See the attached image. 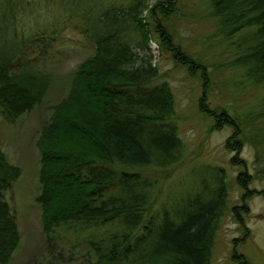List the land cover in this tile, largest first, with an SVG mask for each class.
<instances>
[{"label": "trees", "instance_id": "obj_1", "mask_svg": "<svg viewBox=\"0 0 264 264\" xmlns=\"http://www.w3.org/2000/svg\"><path fill=\"white\" fill-rule=\"evenodd\" d=\"M149 1L112 3L98 8L95 16H80L85 22L83 34L94 51L78 65L68 95L54 106L38 140L42 190L37 201L42 224L49 236L65 225L104 227L89 239L94 264H209L228 186L213 180L215 186L206 184L205 192L157 208L156 171L170 170L185 153L174 118L176 99L154 64L150 45L157 42L202 79L199 109L213 120L211 130L232 128L225 147L234 152L231 163L242 167L237 181L244 192L241 204L233 207L241 224L248 212L245 200L256 190L250 187L248 164L240 153L245 138L260 150L250 130L254 127L256 134L264 135V96L258 100L259 111L245 118L226 106H212L208 67L176 43L166 24L176 11V0H159L152 6ZM75 2L80 0L71 5ZM209 4L217 34L234 45V65L248 81L264 87V0H210ZM9 13L0 9V113L14 122L43 100L51 76L16 63L23 56L19 45L36 33L27 34L14 21L2 24ZM249 117L251 123L245 122ZM20 175L21 168L0 147V264H6L20 244L16 217L5 196ZM233 257L248 264L236 248Z\"/></svg>", "mask_w": 264, "mask_h": 264}, {"label": "rangeland", "instance_id": "obj_2", "mask_svg": "<svg viewBox=\"0 0 264 264\" xmlns=\"http://www.w3.org/2000/svg\"><path fill=\"white\" fill-rule=\"evenodd\" d=\"M6 1L11 0H0V9H7L10 16H5L1 23L14 21L27 34L36 33L30 41L19 45L23 56H18L16 63L35 66L51 76L43 100L31 111L14 122L7 121L0 113V147L9 161L21 168L19 179L5 194L20 232V244L6 264H38L49 260L94 264L89 239L103 232L104 227L65 225L52 236L44 231L42 207L37 201L42 190L38 140L54 106L68 95L78 65L94 51V44L83 34L85 22L80 16H95L98 8L130 0H80L75 2L76 6L71 5L73 0H12L9 4ZM158 1L150 0L149 5ZM209 2L176 0V11L166 24L172 28L176 43L208 67L213 82L210 104L226 106L242 118L254 115L260 109L258 100L264 96V87L248 81L242 69L234 65V45L217 34V20L210 16ZM75 9L79 12H72ZM9 37L13 38L11 34ZM150 54L174 93V118L185 153L183 161L170 170L156 171L160 197L157 208L189 194L203 193L208 188L206 184L223 180L228 186V198L218 219L209 264H239L233 257L235 248L248 258V264H264V140H260L263 133L259 136L258 129L252 127L250 135L258 141L260 150L245 138L240 153L248 164L250 187L256 190L245 200L248 212L243 214L241 224L233 207L241 204L244 192L237 181L242 167L231 163L234 152L225 147L232 128L211 130L213 120L199 109L202 79L176 62L157 42L150 45ZM250 117L244 121L250 122ZM261 130L264 132V127Z\"/></svg>", "mask_w": 264, "mask_h": 264}]
</instances>
